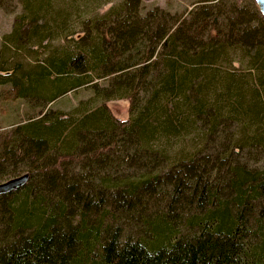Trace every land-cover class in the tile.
I'll use <instances>...</instances> for the list:
<instances>
[{"label":"trees","instance_id":"16d2710c","mask_svg":"<svg viewBox=\"0 0 264 264\" xmlns=\"http://www.w3.org/2000/svg\"><path fill=\"white\" fill-rule=\"evenodd\" d=\"M19 2L37 23L45 1ZM212 2L141 17L122 1L107 26L14 77L19 98L45 102L0 140V180L26 179L0 194V264H264V167L239 159L264 164V17ZM244 52L246 72L215 70ZM82 87L101 106L46 109ZM112 100L129 101L127 121Z\"/></svg>","mask_w":264,"mask_h":264},{"label":"rangeland","instance_id":"374dc122","mask_svg":"<svg viewBox=\"0 0 264 264\" xmlns=\"http://www.w3.org/2000/svg\"><path fill=\"white\" fill-rule=\"evenodd\" d=\"M44 9L38 13V21L33 22L32 14L23 19L26 13L23 11L19 0H0V140L8 139L10 134L20 124L36 118L42 110L41 105L45 100H30L19 98L15 88L10 83L14 77H25L36 67H41L47 57L57 54L64 46L66 49L74 47V43L80 41L85 34L89 33L90 26L96 23L98 26L116 19V13L120 2L125 0H44ZM139 5L141 17L158 8L169 14L186 17L202 0H133ZM211 3L217 8L216 12L226 13L241 10L247 19L253 21L258 19L259 7L255 0H212ZM47 2V3H46ZM38 25V26H37ZM44 25H46L45 28ZM23 26V33H30L33 27H41L44 30L38 39L33 38L30 42L19 41L13 35L15 28ZM45 29L47 31H45ZM85 32V33H84ZM24 35V34H23ZM43 38L42 43L38 42ZM65 41V43H63ZM249 62L248 52L234 53L230 58L215 66L221 72H246ZM12 77V78H11ZM92 92L86 87L68 92L46 106V109L56 115L62 116L78 115L80 103L87 108L99 107L98 104L88 103L92 99ZM112 117L120 122L129 118V101L112 100L105 102ZM55 115V116H56ZM188 138L180 147L190 148ZM175 143V142H174ZM174 145V144H173ZM207 153H205L206 155ZM241 156V155H240ZM251 169L264 167L263 160L254 157L239 158ZM13 170L5 174L0 180V185L17 179L12 174Z\"/></svg>","mask_w":264,"mask_h":264},{"label":"water","instance_id":"95a60500","mask_svg":"<svg viewBox=\"0 0 264 264\" xmlns=\"http://www.w3.org/2000/svg\"><path fill=\"white\" fill-rule=\"evenodd\" d=\"M255 3L258 5L261 14L264 17V0H255ZM25 177H21L15 180H12L6 184L0 185V194L8 193L13 191L25 183Z\"/></svg>","mask_w":264,"mask_h":264}]
</instances>
